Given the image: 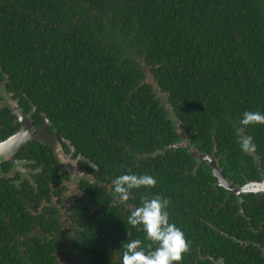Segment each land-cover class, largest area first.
Listing matches in <instances>:
<instances>
[{"label": "trees", "instance_id": "obj_1", "mask_svg": "<svg viewBox=\"0 0 264 264\" xmlns=\"http://www.w3.org/2000/svg\"><path fill=\"white\" fill-rule=\"evenodd\" d=\"M148 71L165 93L169 109L158 97L151 98ZM201 76L207 77L201 80ZM221 76H264V0H0V102L10 95L32 115L34 126L51 123L59 137L69 139L82 157L98 166L102 181L104 173L111 172L108 169L149 174L173 200L180 196L173 187L169 188L173 193L166 190L167 181L184 179L194 200L206 180L193 177L185 183V171L192 170L190 162L197 159L188 147L165 148L179 139L170 110L186 123L194 144L205 137L212 152L214 137L220 152L231 154L234 146L240 152L235 128L241 127L245 109L234 104L230 88L234 82L231 86ZM200 80L206 83L205 92ZM235 86L243 85L238 81ZM16 120L8 105L0 110V121L7 126L1 130L0 125V139L21 129ZM202 121L210 126L203 135L198 132ZM244 134L258 143L264 138V125L250 126ZM40 146L32 142L23 152L38 159L44 154ZM169 169L172 178L167 176ZM35 177L42 181L40 173ZM64 180L61 174L56 185ZM152 189H132L131 201L140 204L141 196H151ZM34 193L29 192V200L37 198ZM102 196L101 190L93 192L97 204H102ZM12 197L19 212H25L24 203ZM102 206L105 213L92 215V224L83 205L76 212L86 248L107 228L114 233L117 226L128 231L120 212ZM200 209L206 222L223 223V215L216 218ZM19 212L11 213L12 218ZM186 216L193 219L190 213ZM227 219L221 224L225 233L247 238L249 231L240 227L247 221ZM124 220L128 221L127 214ZM184 225L192 236L190 243H212V229L205 223L191 230L195 225L185 218ZM231 248L238 252V246L226 245L222 253L231 255ZM35 258L42 260L40 264L47 262L40 254Z\"/></svg>", "mask_w": 264, "mask_h": 264}, {"label": "flooded vegetation", "instance_id": "obj_2", "mask_svg": "<svg viewBox=\"0 0 264 264\" xmlns=\"http://www.w3.org/2000/svg\"><path fill=\"white\" fill-rule=\"evenodd\" d=\"M146 77V83L152 84L153 87L152 91H149L151 98L156 100L158 97L166 103L164 105L169 109L170 105L167 103L165 93L158 89L153 76H151V82L148 81V76ZM206 77L201 76V80ZM221 78H228V84L231 86L234 82V87L230 88L236 107H239L240 110L243 108L245 111H258L264 114V76H221ZM201 80L198 85L203 86L202 92H205L207 86L205 82L201 83ZM238 81L242 83V87L235 86V82ZM236 84L239 86V83ZM214 92L217 93V91ZM10 100L12 101L10 95L3 98L0 102V110L8 105L12 115L16 116ZM19 109L34 122L31 114L24 113L22 108ZM170 112L172 113L170 120L173 122L174 132L178 134L179 139L178 141H171L170 145L167 144L168 146L165 148H176V145L180 147L183 142L189 141L192 149L202 155L214 158L219 172L229 183V188L224 187L210 163L193 159L190 162L192 170L187 168L185 171V183H190L193 177H201L206 180V184L202 185V190L199 189L200 192L194 200H192L193 193L189 192V187L184 186V179L179 182L176 180L167 181L166 190L173 193L170 190L173 187L180 196V198L176 197L173 200L167 196L168 193H164L159 187L157 188V185L153 187L151 196L161 195L171 200L168 208L170 223L176 224L184 232L190 244L189 251L183 254L179 264H264V138L259 139L258 143L256 142L257 139L254 138V143L257 146L254 155L242 151L238 152L236 146H234L235 150L233 149L235 152L226 155L219 151V144L214 137L211 139L213 143L212 152H209L208 139L200 137L194 144L185 128L186 123L179 115L173 113V109ZM14 124H20L18 117ZM0 125L2 126L1 130L7 127L1 121ZM45 125L48 133L55 135V142L60 145L65 159H69V167L66 168V165L61 163L57 154L58 148H53L49 143L40 141H29L23 145L24 147L32 142L40 144L44 154L38 159L25 154L23 147L12 156L13 159L0 154V264H40L42 260L36 259L35 254L47 258V262L43 264H121L123 245L134 239H140L142 246L151 243L146 239L142 226H140L141 230L138 231L124 220L126 214L129 217V212L131 214L136 207L141 206V203L136 204L131 201L132 198H135L132 194L135 191L130 190L129 200L126 202H121L119 195L114 191L113 180L122 174H127L125 170L120 168L108 169L111 172L104 173L106 180L102 181L98 166L91 159L82 157L69 139L64 138V136L59 137L51 123L49 124L47 121L36 125V127ZM20 128L21 125L18 130ZM178 128H182L181 131H184L186 137H182L178 133ZM203 129H210V126H206L204 121L198 127V132L202 135ZM10 137L0 139V143L9 140ZM107 140L108 137L106 136L104 141ZM114 141L116 139H112L111 142L114 143ZM186 150L190 153L189 147ZM162 153L165 154L166 152ZM89 166L92 170H89ZM50 169L53 172H50ZM139 169L138 167L132 171L136 173ZM37 173H40L42 177V181L39 183L35 177ZM61 174L65 180L56 185ZM171 175L172 170L169 169L167 176ZM44 178L48 181L47 184ZM50 178H56L55 182L54 179ZM70 184L74 185L75 190ZM245 188L248 190L246 191ZM33 189L37 198L29 200V192ZM41 189L42 191L48 189V192H42ZM59 190L61 192H58ZM72 190L74 191L72 192ZM98 190H101L103 195V198L101 197L102 204L109 205L106 210L120 212L119 216L124 217L122 221L127 225L128 231H121V227L117 226V233H114L107 228L105 232L97 233L92 244H90L91 247L86 242L88 245L86 248L82 244L84 239L82 230L76 223V218H78L76 212L79 205H83L88 211L89 224H92L90 218L96 212L105 213L102 204H97L93 199V192L97 193ZM186 194L188 195L186 196ZM12 196L24 203L25 212H19L17 203ZM188 197L189 200H187ZM201 206L210 211L216 218L223 215V223L228 221V217L230 221L236 223L242 222V220L247 221L246 226H240L241 229L249 231L247 238L242 239L240 238L241 234H233V232L225 233L221 227L223 224L221 220H218L220 224L206 222V218L200 209ZM14 212L20 213L18 218H12L11 213ZM188 213L196 220L186 216ZM20 217L26 219L21 220ZM185 218L194 225L199 222L191 230L200 228L204 223L206 227H210L214 232V234L211 232L209 236L212 243L206 245L190 243V240L193 239L192 236L188 237L187 235L188 231L184 225ZM104 224L107 223L104 222ZM216 237L218 240L214 243ZM222 237L225 238V241H222ZM201 239L202 237L198 240ZM226 245L238 246L236 249L238 252L235 253V248H231V255H224L222 248ZM155 247L156 245H153V249Z\"/></svg>", "mask_w": 264, "mask_h": 264}, {"label": "clouds", "instance_id": "obj_3", "mask_svg": "<svg viewBox=\"0 0 264 264\" xmlns=\"http://www.w3.org/2000/svg\"><path fill=\"white\" fill-rule=\"evenodd\" d=\"M239 123L241 127L235 128V133L240 149L254 155L257 151L254 138L244 133L250 126L264 125V114L245 111ZM156 184L157 180L149 174H122L113 180L114 191L121 202L129 200L130 190L142 187L150 189ZM169 205L170 200L161 195L141 196V206L131 212L127 223L138 231L142 226L146 239L151 243L142 246L140 239H134L123 245L121 264H179L183 254L189 251L190 244L184 232L176 224L170 223ZM153 245H156L154 249Z\"/></svg>", "mask_w": 264, "mask_h": 264}, {"label": "water", "instance_id": "obj_4", "mask_svg": "<svg viewBox=\"0 0 264 264\" xmlns=\"http://www.w3.org/2000/svg\"><path fill=\"white\" fill-rule=\"evenodd\" d=\"M15 107H16V110L14 111V114H16V116L18 117L20 121L21 129L16 134H14L12 137H10L9 140L0 143V154H3L9 157L10 159H13L12 156H14L15 153L20 151L23 145L28 143L29 141H40V142L48 143L47 140L50 137V134L46 130V125L43 127L34 126L33 121L29 117L25 116L20 111L17 103L15 104ZM178 131L182 137H186V135L181 131L180 128ZM52 137H55V135H52ZM182 146L189 147L190 153L193 155L194 158L201 160L203 162L210 163L211 167L213 168L214 173L218 175L217 174L218 167L215 164L214 158L212 159V157L202 155L201 153L192 149L191 145L189 144V141L183 142ZM221 184L224 187L229 188V183L225 180V177L223 176L221 178ZM245 190L247 191L248 188H245Z\"/></svg>", "mask_w": 264, "mask_h": 264}, {"label": "rangeland", "instance_id": "obj_5", "mask_svg": "<svg viewBox=\"0 0 264 264\" xmlns=\"http://www.w3.org/2000/svg\"><path fill=\"white\" fill-rule=\"evenodd\" d=\"M146 67V66H145ZM144 67V68H145ZM148 81L149 82H151L152 80H151V74L149 73V71H148ZM0 90H2V88H0ZM10 104H11V106H14V111L16 110V107H15V104H16V102H14L13 100L10 102ZM51 138V139H50ZM56 141V138L55 137H52V135L50 134V137L48 138V140H47V142L53 147V148H58V150H57V154L59 155V158L61 159V162H62V164H65L66 165V168H68L69 166H68V162H69V159H65V155H63L64 153L62 152V150L60 149L61 147H60V145L57 143V142H55ZM195 150V149H194ZM196 151V150H195ZM198 152V151H197ZM2 157H4V156H2ZM215 169H217V168H215ZM217 176H219L220 177V179L222 178V174L219 172V170L217 169ZM224 177V176H223ZM71 185V187L72 188H74V190H75V187H73L72 186V184H70ZM74 190H72V192L74 191Z\"/></svg>", "mask_w": 264, "mask_h": 264}]
</instances>
